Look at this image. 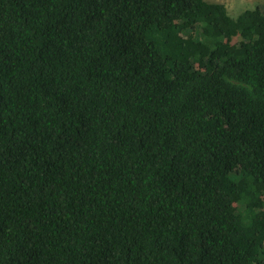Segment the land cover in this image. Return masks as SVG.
I'll return each mask as SVG.
<instances>
[{"label": "trees", "instance_id": "trees-1", "mask_svg": "<svg viewBox=\"0 0 264 264\" xmlns=\"http://www.w3.org/2000/svg\"><path fill=\"white\" fill-rule=\"evenodd\" d=\"M0 264H264V7L0 0Z\"/></svg>", "mask_w": 264, "mask_h": 264}, {"label": "rangeland", "instance_id": "rangeland-1", "mask_svg": "<svg viewBox=\"0 0 264 264\" xmlns=\"http://www.w3.org/2000/svg\"><path fill=\"white\" fill-rule=\"evenodd\" d=\"M224 4L231 17H237L245 10H253L256 6L264 7V0H205Z\"/></svg>", "mask_w": 264, "mask_h": 264}]
</instances>
